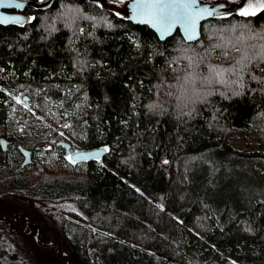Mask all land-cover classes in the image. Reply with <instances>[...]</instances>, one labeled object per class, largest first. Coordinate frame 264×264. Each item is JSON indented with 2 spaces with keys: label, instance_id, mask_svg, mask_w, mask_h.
<instances>
[{
  "label": "trees",
  "instance_id": "1",
  "mask_svg": "<svg viewBox=\"0 0 264 264\" xmlns=\"http://www.w3.org/2000/svg\"><path fill=\"white\" fill-rule=\"evenodd\" d=\"M29 10L23 24H0V183L34 187L24 208L58 217L57 254L67 264H264V10L218 14L195 41L179 29L162 40L110 0ZM212 69L220 76L208 83ZM11 81L54 113L41 134H17L37 117L15 107ZM241 137L258 148H239ZM63 140L107 151L71 161ZM11 195L0 208L21 207ZM27 234L0 214V264H28Z\"/></svg>",
  "mask_w": 264,
  "mask_h": 264
},
{
  "label": "rangeland",
  "instance_id": "2",
  "mask_svg": "<svg viewBox=\"0 0 264 264\" xmlns=\"http://www.w3.org/2000/svg\"><path fill=\"white\" fill-rule=\"evenodd\" d=\"M129 0H110V4H112L115 8H117L120 11L127 10V2ZM216 1V0H215ZM219 1H225L229 8L228 10L230 11H241L242 8H247L249 4H252L254 6V10H257L261 8V5H264V0H219ZM10 86H12L13 89H8L7 91L9 92L11 98L14 100V105L19 106H28L31 107L33 110L35 109L31 103L26 102L30 101L29 95L26 93V88L24 87H19L18 84H15L14 81L10 82ZM15 88V89H14ZM24 96H28L27 100L23 98ZM20 101V102H18ZM35 114L37 117V124L35 127L31 129V131H26L23 128H19L17 131V134L21 136L23 139H28L33 137L34 135H39L42 133V129L44 127H47L48 125L50 126L55 118L54 113L50 112L46 114L39 113L35 109ZM47 125V126H46ZM236 146L239 148H244L247 147L249 149L252 148H258L256 144H248L247 139L241 137L237 142ZM38 157H42V161H44V155L42 152L37 153ZM58 161L62 162L61 157L58 155L57 156ZM31 165L29 166L30 171L32 169L36 168V165L34 163L28 164ZM5 194H12L11 196L13 197V200H16L21 204V207H10V208H0V214L5 213L6 216L12 215L14 212H23L27 214L29 217L31 216L32 221L38 222L40 226L42 227V239L43 241H52V240H60L61 242L64 241L63 239V234L61 232V227L60 223L58 220V217L53 215V213H48L45 211V208L43 211H40V205H37L35 208V204H33V211H27L25 210L24 207H28V203H30L31 199H34L35 197V189L33 186L29 188V190L22 192V191H14L11 190L9 187L4 186L0 183V196H4ZM47 205L49 207H53L54 205L51 203L46 204L44 202V206ZM57 206V205H56ZM35 212V213H33ZM8 213V214H7ZM38 216H36V215ZM16 215V214H15ZM34 235L32 236V239L30 235H26L25 243H26V253L24 255V259L28 264H50V263H44V257H52L53 262L51 264H67V260L64 257H60L56 249L54 248L53 245H43L37 242L36 239H34ZM46 254V255H44Z\"/></svg>",
  "mask_w": 264,
  "mask_h": 264
},
{
  "label": "water",
  "instance_id": "3",
  "mask_svg": "<svg viewBox=\"0 0 264 264\" xmlns=\"http://www.w3.org/2000/svg\"><path fill=\"white\" fill-rule=\"evenodd\" d=\"M54 0H44V5H40L42 3H38V1L35 0H6V4L8 6L0 8V20H3V25H8L12 23H19L23 24L24 22L28 21L29 16H27L25 19H20V16L17 14V12L14 11H8L9 8H18L22 9L30 4L36 6L37 8H45L48 7L53 3ZM137 2V0H129L127 2V12H128V18L132 20L133 22L148 25L152 30L156 32V34L159 36L160 39L165 40L168 37L174 35L176 31L179 29L182 33L183 37L187 41H195L201 38L202 36V26L205 20H208L218 14L227 13L229 10V6L225 1H219V0H196L195 4H191L190 7L186 11V15L191 19L192 17H195V38L192 40H189L187 37L189 36L190 31H185L186 25L183 24H176L173 26L171 32H163L160 28L153 26L152 23L147 22V17L140 14V11L142 10H134L133 5ZM17 5H22V7H17ZM28 97V96H26ZM60 144L66 145L67 147L70 146V143L67 141H60ZM5 148L7 147L6 144H4ZM105 148H93V149H81L78 150L73 154V158L76 160H90L96 157L103 156L105 154ZM18 215H15L17 218ZM10 218L9 216H7ZM37 232H36V240L40 244L43 245H54L56 243L55 241H43L42 240V231L41 227L37 226ZM59 252H61V247L59 246ZM68 264H72V260L69 257L68 258Z\"/></svg>",
  "mask_w": 264,
  "mask_h": 264
},
{
  "label": "snow or ice",
  "instance_id": "4",
  "mask_svg": "<svg viewBox=\"0 0 264 264\" xmlns=\"http://www.w3.org/2000/svg\"><path fill=\"white\" fill-rule=\"evenodd\" d=\"M195 3L196 0H137L133 5V9L142 10L140 14L147 17V22L152 23L153 26L160 28L163 32H171L173 26L176 24L186 25L185 31H190L191 33L187 38L192 40L195 38L196 18L192 17L189 19L186 15V11L191 4ZM5 6H8L6 0H0V8ZM17 7H22V5H17ZM261 10H264V5H261ZM240 14L244 16L255 15L254 6L249 4L247 8H242ZM117 15L120 14L117 13ZM3 22V20H0V23ZM222 71L230 72L232 69H223ZM212 73H214V75H211L210 78H205L206 82L211 83L220 76V72L216 71V69H212ZM220 82L225 83L223 80ZM105 151H107V149H105ZM69 159H71V157ZM164 163H168V161H164Z\"/></svg>",
  "mask_w": 264,
  "mask_h": 264
},
{
  "label": "flooded vegetation",
  "instance_id": "5",
  "mask_svg": "<svg viewBox=\"0 0 264 264\" xmlns=\"http://www.w3.org/2000/svg\"><path fill=\"white\" fill-rule=\"evenodd\" d=\"M35 1H38V3H42L40 5H44V0H35ZM30 6H33L34 8H37L36 6L30 4L29 6L25 7V8H22V9H18V8H9L8 11H14V12H17V14L20 16V19H25L27 16L30 17L31 15V12L29 10V7ZM13 24V23H12ZM14 24H19V23H14ZM30 97V96H29ZM23 98L27 100L28 97L24 96L23 95ZM7 148V147H6ZM78 150L80 149H76L74 147H67L66 146V149H65V152H64V155L67 159H69L71 157V161H83V160H76L73 158V154L75 152H77ZM21 153L24 155L25 157V160L24 162H28L27 164H31L33 163L34 161V158H33V150L30 149V148H23V150L21 151ZM97 158V157H96ZM44 162V161H43ZM31 166V165H29ZM22 192H25V191H22ZM44 193V191H43ZM8 214V213H7ZM15 214L18 215L17 218L15 217ZM10 217V219H14L15 221H17L18 223L22 224L23 223V220L25 221V223L27 224L28 227L32 228L33 230H35V233L37 232V226L40 224H38V222H35V221H32L30 219V217L25 214V213H22V212H14L12 215H8ZM41 227V226H40ZM41 231H42V228H41Z\"/></svg>",
  "mask_w": 264,
  "mask_h": 264
}]
</instances>
